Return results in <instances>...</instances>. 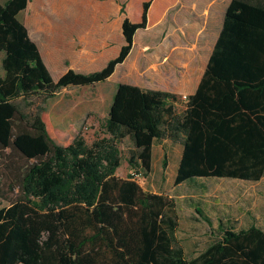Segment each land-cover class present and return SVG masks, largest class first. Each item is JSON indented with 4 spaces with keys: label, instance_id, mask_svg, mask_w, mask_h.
I'll return each mask as SVG.
<instances>
[{
    "label": "trees",
    "instance_id": "trees-1",
    "mask_svg": "<svg viewBox=\"0 0 264 264\" xmlns=\"http://www.w3.org/2000/svg\"><path fill=\"white\" fill-rule=\"evenodd\" d=\"M29 1L0 2V178L16 192L0 208V264H264V229L256 225L221 227L217 241L188 259L175 236L174 201L134 179L150 174L153 146L163 140L182 147L175 186L264 176V0H231L195 94L118 84L103 135L91 144L80 134L65 142L44 105L64 88L106 82L136 31L156 24L177 0H125L118 55L100 70L69 69L56 81L18 19ZM124 139L134 175L121 178Z\"/></svg>",
    "mask_w": 264,
    "mask_h": 264
},
{
    "label": "rangeland",
    "instance_id": "rangeland-1",
    "mask_svg": "<svg viewBox=\"0 0 264 264\" xmlns=\"http://www.w3.org/2000/svg\"><path fill=\"white\" fill-rule=\"evenodd\" d=\"M118 1L121 0H30L18 19L38 45L56 80L60 71L69 67L76 72L97 71L115 55L122 33ZM221 1L224 5L229 0ZM198 38V34H191L190 49L188 43L183 45L181 40L177 49H170V54H166L169 52L166 49L148 50L143 55L144 60H152L157 65L136 67L127 73L130 84L136 85L135 80L142 87L167 91L163 85L172 84L169 78L172 72L178 75L199 72L204 66L210 39ZM187 51L190 52L189 61L186 60ZM184 56L185 62H182ZM2 58L3 53H0V77L4 74ZM159 72L164 75L161 79ZM116 80L95 86L64 88L46 102L45 111L53 127L63 133L65 142L80 134L91 144L97 135H103L101 124L107 117L113 89L119 81ZM34 99V104L42 107L40 98ZM25 111L35 109L25 108ZM119 148L122 164L117 175L126 178L129 173L133 174L126 162L129 140L124 139ZM164 153H167L165 169L162 167ZM178 163V147L156 142L150 174L146 178L133 175L144 191L163 194L174 201L178 221L175 236L188 259L217 241L222 234L221 227L240 230L256 225L264 229V176L256 182L209 178L175 186ZM0 183L5 190L0 197V208H3L9 206L16 192L9 191L2 178ZM196 207L210 218V224L200 218Z\"/></svg>",
    "mask_w": 264,
    "mask_h": 264
},
{
    "label": "crops",
    "instance_id": "crops-1",
    "mask_svg": "<svg viewBox=\"0 0 264 264\" xmlns=\"http://www.w3.org/2000/svg\"><path fill=\"white\" fill-rule=\"evenodd\" d=\"M124 1L125 0H121L120 2L119 1L117 2L119 6L118 8L117 7L116 8L119 11H121V5ZM230 2L231 0L227 1L223 5V2L221 0H177L174 3V5L170 6L164 12L162 17L156 24H154L152 27L148 29L137 30L136 33L134 34L133 46H132V49L129 55L127 56L126 60L122 64L116 66L113 74L107 80V81H111L112 79L119 80V81L116 80L117 84L115 85L113 89V93L118 84H130L129 82L130 77L127 75V73L129 72L131 73L132 71H134L136 67H140L144 65H150V66L157 65L155 64V62H152V60L151 62H147L144 60L143 55L148 50H151L154 48H158L160 50L166 49V52H168L169 50V52L166 54H170L171 50H174L175 48L177 49V46H179V42L181 40H182L183 45L185 44V42L188 43L187 44V48H188L189 38L191 34H198L200 37L198 39H201V40L210 39L208 40L209 47L207 49L208 51H207L206 60H205L203 68L199 72H195V73L180 72V74L178 75L172 72L171 73L172 75H170L169 77L170 81H172V84L163 85L164 86L163 88L167 90V92L182 95L183 98L195 94V92L197 91L200 85V82L204 75L207 63L212 54V51L214 49V46L216 44L220 31L222 29L223 21H224V14ZM123 18H124V15L122 14L120 24H122ZM181 34L183 35L182 38L180 36ZM124 44H125L124 37L122 36V33H121V39L119 40V45L116 48L115 55L112 58L118 55L120 48ZM186 57H187L186 60L189 61L190 52L187 51ZM163 58H165V55L162 57V59ZM111 59H108V61ZM184 60H185V56L181 58L182 62H185ZM43 61L45 65L47 66V68L49 69L48 64L46 63L44 58H43ZM69 69L74 70V68L72 67L62 70L58 74V78L62 76ZM81 73H84V72H81ZM126 76L128 77V79L126 78ZM162 76H164L163 73L159 72L158 77H160L161 79ZM137 82L139 81L134 80V83L136 84L134 86H138L143 89L159 90L153 87H142L138 85ZM162 143H167L169 145L178 147L179 148V161H180L181 156H182V147L180 145L172 144L168 140H163ZM152 159H153V149H152Z\"/></svg>",
    "mask_w": 264,
    "mask_h": 264
},
{
    "label": "built area",
    "instance_id": "built-area-1",
    "mask_svg": "<svg viewBox=\"0 0 264 264\" xmlns=\"http://www.w3.org/2000/svg\"><path fill=\"white\" fill-rule=\"evenodd\" d=\"M184 98H186V97H184Z\"/></svg>",
    "mask_w": 264,
    "mask_h": 264
}]
</instances>
